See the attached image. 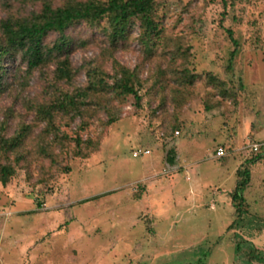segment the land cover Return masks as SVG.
Returning <instances> with one entry per match:
<instances>
[{"label":"rangeland","instance_id":"374dc122","mask_svg":"<svg viewBox=\"0 0 264 264\" xmlns=\"http://www.w3.org/2000/svg\"><path fill=\"white\" fill-rule=\"evenodd\" d=\"M43 1L71 0H0V22ZM156 4L162 37L150 54L137 26L111 47L81 23L66 32L71 81L56 79L54 62L27 74L19 57L4 60L17 72L0 95L3 135L31 131L0 184V264H264V0ZM113 61L136 69L140 109L129 95L87 96L78 116H54L59 140L46 136L35 108L83 90L95 67L111 84ZM245 168L238 216L230 193Z\"/></svg>","mask_w":264,"mask_h":264},{"label":"trees","instance_id":"16d2710c","mask_svg":"<svg viewBox=\"0 0 264 264\" xmlns=\"http://www.w3.org/2000/svg\"><path fill=\"white\" fill-rule=\"evenodd\" d=\"M4 6H8L13 0H1ZM27 2L28 0H21ZM156 0H71L62 6L53 7L49 2L43 1L40 10L32 12L25 17H9L0 22V95L6 91L5 79L13 76L4 70V60L19 57L26 66V73L49 65H56L55 76L59 81H71L73 72L69 61L70 39L66 32L78 24H85L89 29H100L109 46L115 47L118 43L126 41L137 26L139 35L137 41L146 54H150L161 39V29L156 20ZM227 37L232 39V33L227 30ZM51 34H56V40L49 46L44 40ZM236 50L230 54V61L235 57ZM114 74L109 78L111 84L105 80V73L99 68L88 70L87 86L73 95L59 94L49 104L38 105L35 108V118L44 123L46 136L52 140L61 137L56 133L53 118L56 114L74 115L80 114V107L87 96L99 93H113L116 96L129 95L134 98L135 106L140 109L141 96L138 89L141 85L136 69L129 68L113 61ZM183 76L189 84L192 76L187 70ZM211 84H216L213 78ZM110 121L109 124H112ZM4 129L0 127V184L6 186L15 174L14 166L9 162V155L15 153L25 141L31 131V126H21L10 138L3 135ZM77 142V141H76ZM172 154V151L170 152ZM252 159L246 162L252 165L259 160ZM171 161V157L167 159ZM14 161L18 162L15 158ZM237 181L234 190L230 193L233 215H240L246 211L247 204L243 197L244 191L249 186L250 171L248 168L238 170Z\"/></svg>","mask_w":264,"mask_h":264},{"label":"built area","instance_id":"2783aa9c","mask_svg":"<svg viewBox=\"0 0 264 264\" xmlns=\"http://www.w3.org/2000/svg\"><path fill=\"white\" fill-rule=\"evenodd\" d=\"M177 134V133H176ZM251 151H258V146L257 145H251ZM149 152L146 150H137L136 152L133 153V157L137 158L142 155H147ZM224 156V150L222 148H218L216 152V157L220 158Z\"/></svg>","mask_w":264,"mask_h":264}]
</instances>
